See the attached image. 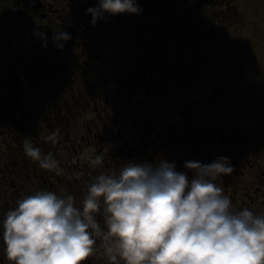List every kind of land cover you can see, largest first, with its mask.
<instances>
[{
	"label": "flooded vegetation",
	"instance_id": "obj_1",
	"mask_svg": "<svg viewBox=\"0 0 264 264\" xmlns=\"http://www.w3.org/2000/svg\"><path fill=\"white\" fill-rule=\"evenodd\" d=\"M98 2L0 0V222L40 190L82 206L95 175L129 161L167 159L191 179L185 161L221 156L234 171L217 183L234 210L264 214V0H137L138 14L93 23ZM57 31L70 33L63 47ZM25 138L63 172L27 157ZM96 216L102 231L83 264H114ZM4 249L0 229L10 264Z\"/></svg>",
	"mask_w": 264,
	"mask_h": 264
},
{
	"label": "clouds",
	"instance_id": "obj_2",
	"mask_svg": "<svg viewBox=\"0 0 264 264\" xmlns=\"http://www.w3.org/2000/svg\"><path fill=\"white\" fill-rule=\"evenodd\" d=\"M137 0H99L89 7L93 23L104 13L138 14ZM46 39V34H39ZM71 38L57 31L53 39ZM60 129L45 137L58 143ZM27 157L46 170L63 172L53 152L44 153L31 138ZM102 155L91 164L100 165ZM184 168L161 159L129 161L101 171L88 184L78 205L72 194L40 190L18 201L0 222L10 264H83L94 253L101 233L96 214L103 210L106 254L114 264H264V214L248 207L234 210L219 179L234 167L227 156L204 163L188 160Z\"/></svg>",
	"mask_w": 264,
	"mask_h": 264
},
{
	"label": "rangeland",
	"instance_id": "obj_3",
	"mask_svg": "<svg viewBox=\"0 0 264 264\" xmlns=\"http://www.w3.org/2000/svg\"><path fill=\"white\" fill-rule=\"evenodd\" d=\"M1 53V52H0ZM257 59H258V66L260 70L264 67V56L260 55L259 53L257 54Z\"/></svg>",
	"mask_w": 264,
	"mask_h": 264
}]
</instances>
